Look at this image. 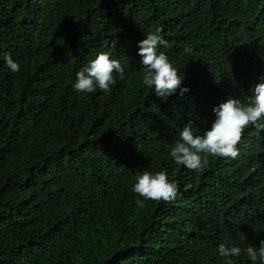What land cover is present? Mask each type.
<instances>
[{"label": "trees", "instance_id": "16d2710c", "mask_svg": "<svg viewBox=\"0 0 264 264\" xmlns=\"http://www.w3.org/2000/svg\"><path fill=\"white\" fill-rule=\"evenodd\" d=\"M158 28L189 89L167 100L142 84L137 55ZM100 53L126 79L77 94L75 74ZM262 77L264 0H0V264H224L221 243L258 247L264 132L245 129L237 158L199 172L168 152ZM145 170L166 171L176 198L137 206Z\"/></svg>", "mask_w": 264, "mask_h": 264}, {"label": "clouds", "instance_id": "9594fccd", "mask_svg": "<svg viewBox=\"0 0 264 264\" xmlns=\"http://www.w3.org/2000/svg\"><path fill=\"white\" fill-rule=\"evenodd\" d=\"M162 29H156L145 35L138 43L137 55L142 69V84L154 92L162 100L176 94L180 95L189 89L182 87L185 77L178 72L169 57L161 51L168 47V41L161 35ZM3 60L11 73L21 71V65L11 55L5 54ZM183 76V79L181 78ZM117 77L126 79L125 67L109 54L100 53L86 66L75 74L72 89L77 94H92L98 89L107 94L116 84ZM215 116L210 127L197 134L191 123L185 125L178 133L175 141L170 144L168 155L178 166L199 172L207 166L210 157L237 158V145L242 134L250 126L264 132V77L251 90L247 102L231 97L213 108ZM131 191L139 198L135 203L144 207V201H171L176 198L177 185L169 180L166 171H141L134 176ZM246 239L245 236H241ZM218 255L224 264H235L242 252L251 264H264V240L259 246L248 244L244 249L230 240L221 243L217 248Z\"/></svg>", "mask_w": 264, "mask_h": 264}]
</instances>
